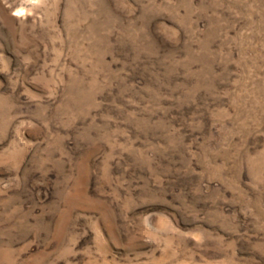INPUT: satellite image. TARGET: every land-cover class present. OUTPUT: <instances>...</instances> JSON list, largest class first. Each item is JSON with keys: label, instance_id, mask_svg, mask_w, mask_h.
<instances>
[{"label": "rangeland", "instance_id": "374dc122", "mask_svg": "<svg viewBox=\"0 0 264 264\" xmlns=\"http://www.w3.org/2000/svg\"><path fill=\"white\" fill-rule=\"evenodd\" d=\"M0 264H264V0H0Z\"/></svg>", "mask_w": 264, "mask_h": 264}]
</instances>
